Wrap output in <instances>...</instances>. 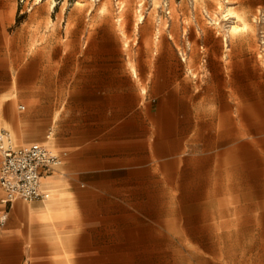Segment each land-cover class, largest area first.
I'll return each mask as SVG.
<instances>
[{
    "label": "rangeland",
    "instance_id": "rangeland-1",
    "mask_svg": "<svg viewBox=\"0 0 264 264\" xmlns=\"http://www.w3.org/2000/svg\"><path fill=\"white\" fill-rule=\"evenodd\" d=\"M218 1L244 13L251 26L228 37L229 50L230 22L215 21ZM227 1L0 0L2 130L17 136L19 147L48 141L65 164L68 151L58 139L61 98L50 87L46 95V74L60 73L61 60L82 53L78 47L95 31L110 53L124 54L131 73L152 72L160 60L162 74L184 72L187 80L207 77L219 85L227 78L243 81L246 89L249 81L259 84L264 0ZM105 4L110 8L101 13ZM139 10L146 19L137 28ZM174 57L180 71L171 65ZM162 94L149 97L148 145L115 147L116 156L133 157L130 168L110 179L125 184L77 194L60 169L65 222L56 235L47 233L39 250L11 213L0 231V264H264V98L246 90L247 97L233 99L241 105L233 112L222 98L197 97L194 110L177 92ZM238 124L241 143L228 147L222 138ZM25 203L35 209L46 204Z\"/></svg>",
    "mask_w": 264,
    "mask_h": 264
},
{
    "label": "crops",
    "instance_id": "crops-1",
    "mask_svg": "<svg viewBox=\"0 0 264 264\" xmlns=\"http://www.w3.org/2000/svg\"><path fill=\"white\" fill-rule=\"evenodd\" d=\"M95 34L88 45L78 47L77 50L82 53L76 57L75 54H68L66 59L61 60L60 73H50V78L46 74V80L51 83L46 85V95L50 87L52 96L55 89L61 98L64 121L58 139L61 148L68 151L62 169L68 174L70 192H110L100 188L125 184L110 179L113 172L130 168L133 157L131 153L129 156H116L115 147H132L134 143L148 145L147 135L143 132L150 128L149 113L153 106L149 104V97H160V93L167 97L177 92L179 97L187 99L189 108L194 110L197 108V97H217L225 99L233 112H240L241 107L233 99L247 97L246 90H251L256 98H264L259 85H264V80L259 84L249 81L247 89L243 81L227 78L221 85L207 77L198 80L195 76L187 80L184 72L162 74L160 60L152 63L156 65L152 72L147 68H137L140 73H131L124 54L121 51L110 53L109 44L98 40V32L95 31ZM114 44L121 48V43ZM170 61L172 66H177V71L181 70L175 57ZM59 82V87L53 84ZM241 130L238 124L222 140H227V146L240 145Z\"/></svg>",
    "mask_w": 264,
    "mask_h": 264
},
{
    "label": "built area",
    "instance_id": "built-area-1",
    "mask_svg": "<svg viewBox=\"0 0 264 264\" xmlns=\"http://www.w3.org/2000/svg\"><path fill=\"white\" fill-rule=\"evenodd\" d=\"M203 49V48H201ZM183 63L187 54L180 55ZM24 110V107H21ZM5 139L8 143L5 144ZM64 156L43 143H31L15 147L7 131L0 135V231L11 218L14 205L18 202H45L50 194L43 188V179L60 172Z\"/></svg>",
    "mask_w": 264,
    "mask_h": 264
},
{
    "label": "bare ground",
    "instance_id": "bare-ground-1",
    "mask_svg": "<svg viewBox=\"0 0 264 264\" xmlns=\"http://www.w3.org/2000/svg\"><path fill=\"white\" fill-rule=\"evenodd\" d=\"M37 1L41 2L43 0ZM153 2L155 5H158V0H153ZM227 3H229V0ZM125 7L126 5L123 4L121 9L123 10ZM139 7L142 8L143 3H141ZM109 8L110 6L105 4L100 8V11L101 13H106ZM138 13L139 18L137 28L139 27V24H143L146 19L141 10H139ZM215 17V21L218 24H220L219 22L221 19L223 21L230 22V26H228L226 31L227 39H225V47L228 50L230 47L228 37H236L247 32L251 28L244 13L236 12L233 7H226L222 1H218L217 13L215 14ZM126 46H128V43H126ZM2 131V118L0 116V135L2 134ZM10 136L14 144V141L17 140V136L14 135L15 137H13L12 134H10ZM8 141V139H5V144H7ZM44 143L47 145L48 141H45ZM14 146L19 147V145L17 146L15 144ZM63 185L64 180L61 178V175L55 174L51 177L45 178L43 179V188L46 189L50 194V198L45 201V206L35 209L30 207L25 202H18L14 205L12 212L14 221L17 222V224L23 225L24 231L26 234H28L29 239L32 237L36 238L34 243L28 241L29 244L32 243L31 247L34 249H44V240L48 235L47 233L55 234L65 222L68 211L66 209V202L63 196L65 195L63 191ZM16 245H19V242H16Z\"/></svg>",
    "mask_w": 264,
    "mask_h": 264
}]
</instances>
